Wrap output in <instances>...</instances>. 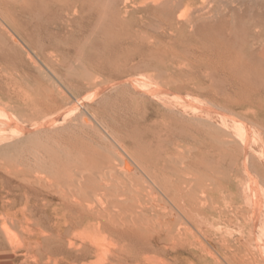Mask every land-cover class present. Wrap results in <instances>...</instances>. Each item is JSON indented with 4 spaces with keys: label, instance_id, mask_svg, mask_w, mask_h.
<instances>
[{
    "label": "bare ground",
    "instance_id": "obj_1",
    "mask_svg": "<svg viewBox=\"0 0 264 264\" xmlns=\"http://www.w3.org/2000/svg\"><path fill=\"white\" fill-rule=\"evenodd\" d=\"M90 1L0 0V152L27 151L44 162L31 142L54 133L57 126L50 120L58 115L55 113H68L62 90L43 88L45 93L35 94L3 66L2 54L14 50L18 42L5 37L2 30L7 34L6 26L16 28L31 43L26 27L35 14L49 19L82 17L90 4L99 7ZM121 2L124 7L119 14L115 12L117 16L109 13L113 25L121 29L112 33V42H102L113 52L101 53L106 62L94 65V72L114 86L132 84L138 88L135 76L150 72L139 77L140 85L160 88L166 93L162 101L181 107V116L189 114L190 120L204 125L210 134H204L201 148L184 162L177 159L179 145L175 144L172 149L154 153L152 159L140 157L138 167L130 166L119 154L128 164L123 174L125 182L113 183L111 165L101 162L88 171L63 165L59 174L47 171L52 178L49 180L26 178L29 182L25 184L7 180L14 199L25 204L22 218L16 220L23 240L14 248V259H23L20 264H264L263 26L256 25L258 30L249 42L246 39L245 50H235L218 37L223 42L218 40L213 51L199 53L191 47L182 51L165 46L164 37L181 43L189 34V26L194 22L197 26L204 19V9V13L188 19L186 12L178 13V2L167 6L164 4L168 1L155 0L156 7L152 8L148 0H140L134 12L146 16L134 17L135 28L127 31L123 14L129 13V0ZM154 24L161 31L152 34ZM63 27L59 24L55 31L61 34ZM56 42L50 47L52 55L60 51ZM103 79H87L86 88L104 85ZM192 89L206 91L205 101ZM191 101L201 103L197 106ZM184 102L187 105H182ZM205 107L210 110L202 109ZM183 135L188 139L201 136ZM52 165L58 168L55 161ZM207 172L213 176L208 189H204L197 181ZM5 181L0 173V182ZM241 189L247 207L238 199ZM257 207L262 213L256 215ZM1 219L0 233L12 244L10 226ZM0 264L14 263L0 257Z\"/></svg>",
    "mask_w": 264,
    "mask_h": 264
},
{
    "label": "rangeland",
    "instance_id": "obj_2",
    "mask_svg": "<svg viewBox=\"0 0 264 264\" xmlns=\"http://www.w3.org/2000/svg\"><path fill=\"white\" fill-rule=\"evenodd\" d=\"M121 1L123 0H91L90 2L92 3L97 2L99 7L97 8L94 4H92V6L90 4L86 12L87 14L82 17L74 15L71 19L67 17L65 19L63 16H61L62 18L60 16H55L49 19L44 15L35 14L32 24L26 27L32 40L31 43L27 42L22 33L17 32L16 28L6 26L9 34H6V32L1 29L5 37L11 36L18 42L14 50H9L10 52L7 51L5 54H2L1 57L5 59V64H3V66L7 68L8 72H10L16 80H19L24 87L27 89L29 88V90L35 94H39L40 92L42 94L45 93L43 88L54 89L56 92L62 90L66 94L65 109H67L68 112L62 115V111H59L55 113V115H58L50 120L57 126L54 133L48 134V137H43V139H37L31 142V147L35 150L39 149L38 154L40 151L41 155H39L44 159V162L47 161L46 163L27 151L20 153H18V151H10L5 154L0 152V173L6 179L5 184L0 182V226L1 223L3 224L1 218L7 220L6 222L11 229L10 241L12 243L10 244L4 233H0V257L6 263L20 264L23 260L14 259L13 255L14 248L19 247L23 240V234L16 220L22 218L21 210L22 206L24 207L25 205L24 202L14 199V196H12L14 191H12V187L7 180L24 184L31 179L43 178L49 180L52 178L51 174L48 172L51 171L59 174L61 173L60 167L63 165L68 167L71 166L73 169L88 171L95 167V164L101 162L102 165H108V163L111 165L110 171L113 183L125 182L127 180L123 174L125 175L124 170L126 165L129 164L132 167H138V165H141L140 157L152 159L154 153H161L167 148L172 149L173 146L179 145V152L177 151L176 156L178 160L184 162L188 160L192 153H195L196 148H201L200 141L204 140V134H210L204 125L196 121L194 123V121L190 120L189 114H186L188 116H181L179 112L181 111V107L179 108L177 105L174 106L175 104L162 101L161 98H164L166 93L160 88H147L144 87V85H140V78L143 76L142 73L135 76V81H138V88L131 86L132 84L114 86L111 83H106V79L100 78L98 74L94 72V65L99 62H106L107 58H102L101 53L113 52L106 49L102 42H112L114 39L112 33L121 29L120 26L118 27V25H113L114 23H112L113 16L117 13L119 14L120 9L124 7ZM148 1L152 8L156 7L154 3L155 0ZM166 1L162 0V3L166 2L167 4L165 3L164 5L167 6H169L172 1L178 2V13L186 12L188 19L194 18L196 15L198 16L204 12L206 13V15L205 13L203 15L205 16L203 17L204 19L199 21V25L195 26L197 22H194L189 26L186 31V34L189 33L187 34L188 37L186 36L182 41L180 40L181 43L175 39H170V37L165 38L162 36L161 38L163 39L164 37L165 46L167 45L168 48L175 47L185 51L191 47L196 49L199 53L203 50L213 51L219 43H217L219 38H224L225 41H227L225 43L229 42L228 44L231 45L233 49H239L238 51H240L244 48L245 50V46L249 42V39L255 36V32L258 30L257 26L261 25V27L263 26L262 28H264V0ZM138 2H140V0H129V13L123 14V16H126L124 18L127 23L124 27L125 29L127 28V31L129 27L130 29L135 28L136 17H142L144 15L134 12V7ZM111 3L114 4V6H111ZM115 5L119 8L118 10ZM110 9H112L111 12L108 11ZM203 9L204 12H201ZM116 11L117 13H115ZM109 13L114 14L112 18ZM148 15L151 20L155 18L151 14ZM152 21L155 22L156 25L159 24L155 19ZM258 22L259 24H257ZM54 24L64 26L61 34L55 31V26L57 27V25ZM155 24L153 25L154 29L153 27L151 29L152 34H155L156 31H161ZM262 30L264 34V29ZM65 32H67V34ZM225 34H227L229 38H227L228 36ZM223 40L221 41L223 42ZM54 41H57V46L60 47V51L54 53L56 56L52 55L53 51L50 48ZM106 50L108 51L105 52ZM59 59H61L60 63ZM64 64L66 67L63 66ZM148 73L150 72H146L144 76ZM144 76L142 78H144ZM82 77L85 78V80ZM95 77L100 80L103 79L105 81L104 85L95 87L96 89H87V79ZM164 79V81L167 80L166 77ZM168 87L173 88L171 84H169ZM192 91L193 93L195 92V96L205 101L203 95L206 91L204 93L199 89H192ZM76 103L78 104L76 105ZM191 103H195V105L199 103L198 105H200L201 102L191 101ZM72 104L74 106L76 105L75 108L77 109H75ZM185 104V102L182 103V105ZM206 108L210 110L209 107L202 109L206 110ZM212 108H216L217 111L224 114L221 109L215 106H212ZM68 114L70 115L67 116ZM187 118L188 121H185ZM197 118L199 120V117ZM182 121H185V124ZM186 124L188 126H186ZM198 133L201 134V136L196 135V137H190V139L183 138V134ZM119 154L124 157L128 164L122 162L119 158ZM29 159L30 163L28 161ZM102 159H104V161ZM54 161L56 165L58 164V168L52 165ZM48 163V166L53 168V170L45 165ZM207 173L208 175L206 176L200 175L197 181L203 188L205 187L204 189H208V185L211 183L210 179H212L211 177L213 176L210 172ZM62 177H59V179L62 180ZM26 178H29V180L27 181ZM239 192L237 193L239 201L247 207L248 202L246 201L243 189ZM230 195L231 194L227 193V196ZM254 212L256 215L262 213L259 211L258 207L254 209ZM38 217L39 216L34 219L37 220ZM2 241H4L3 243L5 244H3ZM19 253L22 254V252ZM92 261L95 263L96 259Z\"/></svg>",
    "mask_w": 264,
    "mask_h": 264
}]
</instances>
